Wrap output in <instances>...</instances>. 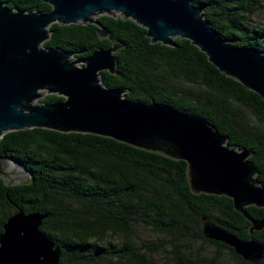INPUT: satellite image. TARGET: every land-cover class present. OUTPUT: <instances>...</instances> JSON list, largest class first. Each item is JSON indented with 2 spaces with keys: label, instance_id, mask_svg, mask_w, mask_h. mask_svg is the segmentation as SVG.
I'll list each match as a JSON object with an SVG mask.
<instances>
[{
  "label": "trees",
  "instance_id": "obj_1",
  "mask_svg": "<svg viewBox=\"0 0 264 264\" xmlns=\"http://www.w3.org/2000/svg\"><path fill=\"white\" fill-rule=\"evenodd\" d=\"M6 7L45 13L43 0H0ZM217 34L235 46L264 55V23H248L258 0H191ZM86 23H51L41 46L83 57L119 44L115 73L103 70L105 87H121L123 97L160 102L200 117L226 143L250 152L256 181L264 186V100L219 72L204 53L183 38L173 46L150 42L145 29L120 14ZM62 99L44 93L39 103ZM0 155L24 167L27 181L5 184L0 177V232L16 209L45 214L39 229L59 247L58 264H264V226L233 209L230 198L190 191L186 164L110 137L46 128L11 130L0 135ZM254 221L264 208L246 206ZM206 222L262 245L247 260L202 232Z\"/></svg>",
  "mask_w": 264,
  "mask_h": 264
},
{
  "label": "water",
  "instance_id": "obj_2",
  "mask_svg": "<svg viewBox=\"0 0 264 264\" xmlns=\"http://www.w3.org/2000/svg\"><path fill=\"white\" fill-rule=\"evenodd\" d=\"M43 1L50 6L45 13L11 9L0 2V135L33 127L91 133L182 160L192 193L230 198L233 209L250 222L248 230L261 229L264 217L254 221L245 210L246 206L264 208V186L254 178L248 150L227 144V137L200 117L160 102L130 100L122 96L123 88L101 85V71L115 73L116 42L74 59L72 52L41 43L54 22H90L99 26L97 34L103 38L107 33L94 18L116 12L144 28L150 42L173 46L174 38L188 40L219 72L263 100L264 55L219 36L201 14V6L191 0ZM43 92L62 99L33 103ZM7 160L25 178L8 183ZM0 177L5 184H21L28 175L14 159L0 155ZM44 217L37 211L16 209L5 219L0 264H58L59 247L39 229ZM202 232L243 259L255 260L262 253L259 242L238 238L215 225L204 222Z\"/></svg>",
  "mask_w": 264,
  "mask_h": 264
},
{
  "label": "rangeland",
  "instance_id": "obj_3",
  "mask_svg": "<svg viewBox=\"0 0 264 264\" xmlns=\"http://www.w3.org/2000/svg\"><path fill=\"white\" fill-rule=\"evenodd\" d=\"M258 2L260 4H262L261 7L258 8V10L255 12V14H252L249 18V21L248 23H252V22H260V23H264V0H258ZM112 14H117L116 12H111ZM253 24V23H252ZM81 63H76V65H80ZM45 92L42 93V95L44 94ZM40 97H38L37 99H35L33 101V103L35 104H38V99ZM14 169V168H13ZM7 175H5V179L8 183H12L14 180H20V179H23L25 178L24 177V174H22L21 172L18 171V169H15V170H9L6 171ZM22 175V176H21Z\"/></svg>",
  "mask_w": 264,
  "mask_h": 264
},
{
  "label": "bare ground",
  "instance_id": "obj_4",
  "mask_svg": "<svg viewBox=\"0 0 264 264\" xmlns=\"http://www.w3.org/2000/svg\"><path fill=\"white\" fill-rule=\"evenodd\" d=\"M5 167H6L7 170L8 169L9 170H15V169H18L19 170V168L17 167V165L15 163L11 162L10 160L9 161L7 160V162H5Z\"/></svg>",
  "mask_w": 264,
  "mask_h": 264
}]
</instances>
